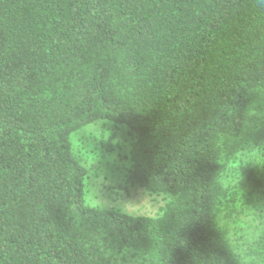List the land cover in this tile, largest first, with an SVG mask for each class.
Segmentation results:
<instances>
[{
	"label": "trees",
	"instance_id": "16d2710c",
	"mask_svg": "<svg viewBox=\"0 0 264 264\" xmlns=\"http://www.w3.org/2000/svg\"><path fill=\"white\" fill-rule=\"evenodd\" d=\"M99 122L156 216L88 203L71 136ZM254 190L264 0H0V264H264L232 235Z\"/></svg>",
	"mask_w": 264,
	"mask_h": 264
},
{
	"label": "rangeland",
	"instance_id": "374dc122",
	"mask_svg": "<svg viewBox=\"0 0 264 264\" xmlns=\"http://www.w3.org/2000/svg\"><path fill=\"white\" fill-rule=\"evenodd\" d=\"M125 134L124 127L116 129L110 122H99L71 136L75 155L89 170L88 203L103 209L121 208L136 216H156L164 204L162 197L150 196L142 189L125 191L122 187L126 185L129 163L124 162L117 152H104L102 141L109 140L112 143L121 142L124 145L123 150L127 152L128 140L125 139ZM234 177L240 179L238 173ZM258 194L254 190L250 197V206L238 213L234 212L237 221L234 223L232 235L237 239L246 235L247 244L264 239V192ZM256 200H262L259 207L256 206ZM241 248L244 249L242 246Z\"/></svg>",
	"mask_w": 264,
	"mask_h": 264
}]
</instances>
